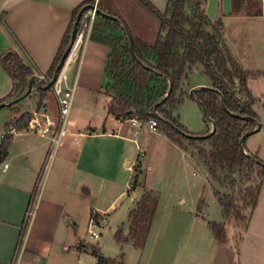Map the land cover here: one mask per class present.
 <instances>
[{
    "label": "crops",
    "instance_id": "crops-1",
    "mask_svg": "<svg viewBox=\"0 0 264 264\" xmlns=\"http://www.w3.org/2000/svg\"><path fill=\"white\" fill-rule=\"evenodd\" d=\"M87 1L0 0V56L11 50L19 52L35 76L40 81L47 80L45 75L60 50L74 11ZM149 1L161 12L169 5V0ZM235 11L230 16H217L216 20L221 19V38L235 62L241 65L240 53L226 43V38L240 37L248 26L260 32L261 27L264 29V15ZM94 37L93 33L80 55L71 57L66 69L68 85L76 83L77 104H73V117L71 120L69 117L66 134L51 161V173L44 176L50 160L49 139L29 132L28 126L12 134L8 155L0 164V264H88L89 257L97 264V258L90 252V247L96 245H86L79 235L83 222H87L89 230L96 234V228H90L92 212L101 216L99 222L105 226L116 215L118 230L128 236L130 213L137 209L145 192H154L147 182L145 185L132 182L137 169L133 156L141 151L134 128L139 125L110 114L113 100L107 93L110 83L107 68L112 49ZM253 42L247 44L245 55L256 58L255 68L241 67L261 78V52L258 50L261 44ZM184 80L185 77L178 100L187 95ZM36 85L34 83L32 92L18 103L30 99L31 104H37L40 96ZM202 86L191 89L204 88ZM12 87L11 78L0 66V100L10 94ZM40 103L36 110L27 104L16 116L5 110L16 104L0 108V144L8 128H15L23 115H31L41 123L58 116V102L52 89ZM177 108L173 115L187 128ZM159 126L156 130L148 129L157 133L158 138L168 140L183 163L195 161L191 150L173 142L165 128L159 130ZM43 179L45 183L40 187ZM37 196L35 216L27 220V212ZM205 217L200 212L194 215L192 209L181 205H167L161 214L157 211L142 249L129 238L120 242L113 255H106V245L102 246L101 254L122 259L125 264H264V182L256 207L238 237L235 230L225 226L226 241L219 243L209 222H225L202 219ZM20 254L22 259L18 262Z\"/></svg>",
    "mask_w": 264,
    "mask_h": 264
},
{
    "label": "rangeland",
    "instance_id": "rangeland-1",
    "mask_svg": "<svg viewBox=\"0 0 264 264\" xmlns=\"http://www.w3.org/2000/svg\"><path fill=\"white\" fill-rule=\"evenodd\" d=\"M114 1L117 10L125 13V17L136 35L149 34L153 37L161 31L159 20L135 0ZM197 3L200 5L199 9L196 8ZM263 5L264 0H261V9L259 0H234V7L237 11L235 13L239 14L255 15L261 13V15H264ZM206 6L207 0H193L186 4L185 13L193 25L201 26V33L203 35L199 38V43L211 51L215 44L222 48V44L225 43L222 38L220 42L217 41V32L221 31L223 25L219 23L214 25L213 22L210 21L209 23L207 21L204 16ZM186 28L194 30L190 25ZM244 30V33L240 37H238L239 35L237 37L228 36L226 43L240 53L238 58L241 61V65L238 66L241 69V66L244 69L255 68L256 58H249L252 56L246 57L245 55L247 44H251L253 41L261 44L260 47L258 46V50L261 52V74H259L261 78H257L256 75L254 77L242 70L247 75L248 87L251 90L249 91L256 101L253 108L258 116V123L260 125V130L250 136L245 142L246 153L257 156L260 160L264 161V29L261 27V31L259 32L254 26H248ZM94 32L97 36H100L103 42L110 45L112 49L108 68L110 82L115 84L119 79L117 76H120L121 73L123 75L120 79L124 78L125 82H130L128 76L132 74L135 67L128 51V42L124 33L114 24H107L100 20ZM193 33L195 36L197 35L195 32ZM162 35L164 36L165 33H162ZM148 44L154 45V39L149 41ZM243 59H246L248 62L246 60L243 61ZM135 76L138 75L136 74ZM226 81L241 100H248L249 97L238 79L230 82L229 77H227ZM212 82L203 65L196 62L192 68L189 67L185 74L184 88L187 95L184 96L183 100L180 99V104L177 105V93L175 103L164 106V109L172 111V113L178 106L177 114L182 117L183 123H187L188 129L186 128V130L190 133L201 135L210 130V134L213 130L212 123L205 120L201 106L191 96L193 90L191 88L197 85L211 88ZM147 83L149 89L155 90L156 94L154 93L153 99L161 102L167 96L169 83L167 85L165 81H156L150 79V77L147 78ZM31 100L33 99L31 98ZM23 102L16 104L12 109L7 108L5 110L12 116L19 115L21 109L23 110L27 104H30V108L32 107V109L36 110L40 104V99L37 104H31L30 99H26ZM76 104L77 97L75 96L74 106ZM138 111L139 109L136 108L134 116L132 119H129L137 120L140 123L139 127H134L138 132L136 140L141 151H136L133 156V163H136L137 169L132 182H138V185H145V182H147L148 186L150 185L155 192H145L140 202L147 196L153 199L154 195L158 198L157 211L159 214L164 211L167 205H181L188 210L192 209L194 215H197L199 212L205 214L206 217L202 219L224 221V225L235 230L238 237L246 228L259 187L264 182V175L261 174V171L257 168L251 170L246 163L234 167L233 170H230L227 164L217 163L212 157L214 147L210 141L205 143H190L186 140H180L181 144L186 146L195 155V161L183 163L174 153L173 147L168 140L158 138L157 133L149 131L148 126L145 124L147 122L142 121V114ZM72 117L73 113L70 114V120ZM123 120L126 119L124 118ZM163 129L164 126L160 124L159 130ZM56 155L57 152L52 158H49L48 168L45 169V177L48 172L51 173L52 167L50 170L49 167L53 166V164L51 165V161L54 160ZM44 179L40 187H43V183H45ZM46 188L47 182L44 191ZM219 200L223 201L227 214H225ZM93 221L95 222V220ZM94 231L97 234V238L92 236L88 223L84 221L79 230L82 241L89 246L96 245V248H99L100 251L102 250V246L106 245V255H113V250H117L120 247V242L116 239L119 231L116 226V215L112 216L111 222L107 226L103 222L96 224ZM21 259L22 254H20L18 262ZM88 264H94L92 257L88 258Z\"/></svg>",
    "mask_w": 264,
    "mask_h": 264
},
{
    "label": "trees",
    "instance_id": "trees-1",
    "mask_svg": "<svg viewBox=\"0 0 264 264\" xmlns=\"http://www.w3.org/2000/svg\"><path fill=\"white\" fill-rule=\"evenodd\" d=\"M135 1L159 20L161 31L156 36L152 37L149 34L136 35L132 31L125 13L119 12L115 7L114 0H99L98 4V10L101 12L99 20L107 24H114L124 33L128 42V51L135 67L132 74L128 76L130 82H125L124 78L120 79L123 75L121 73L120 76H117L119 79L115 84L111 82L108 84L107 93L111 95L113 100L109 108L110 114L117 119L125 118L129 120L132 119L137 108L139 109L138 112L142 114V121L157 120L158 126L160 124L163 125L168 137L176 144L183 147L180 140H186L190 143H205L210 141L214 147L212 157L217 163L227 164L230 170L246 163L251 170L257 168L264 175V161L260 160L257 156L244 154L240 144L242 138L257 128L256 121H258V116L253 108L256 101L248 89L247 75L235 62L225 44H222V48L215 44L211 51L200 45L199 38L203 35L201 33V26L193 25L185 13L186 4L193 0H169V5L165 12H161L149 0ZM94 2L95 0L84 2L74 11L73 20L64 36L60 50L51 69L45 75L47 82L41 81L42 87L36 85L41 102L47 93L51 91V88H45L49 85L50 81L60 74L58 66L72 42V34L79 14L84 12L90 5H93ZM196 5V8L199 9V3ZM204 16L210 23L211 20L207 17L206 10ZM112 17L117 18L119 22L114 21ZM1 22H3V17L1 18ZM217 23L222 25L220 21L213 22L214 25ZM188 25L192 26L194 30H188L186 28ZM193 32L197 35L195 36ZM162 33H165V35L163 36ZM217 34V41L220 42V31ZM94 36L97 41L105 43L95 32ZM130 37L131 42L129 40ZM152 39H154V45L151 46L148 43ZM132 49L136 57H134ZM196 62L203 65L206 73L213 81L212 88L198 89L195 91L194 97H192L199 105L201 102L205 106V120L209 118L215 122L216 132L212 135H209L210 130L201 135L188 132L174 117L172 111L164 109V106L175 103L174 101L180 90L181 81L185 77L186 68ZM0 66L9 75L13 84L10 94L3 100H0V106L4 105L6 107L9 103L21 98L26 93L28 82L31 77L35 76V72L25 63L20 53L14 50L0 56ZM136 74L138 76H135ZM148 77L156 81H165L167 85L169 81L172 83L170 95L160 106H157L160 101L153 99L156 93L154 89H149L147 83ZM227 77H229L230 82H234V79L239 80L249 97L248 100L243 101L236 95L235 91L226 81ZM221 95L224 98L223 103ZM179 104L180 100H177V105ZM154 108L160 117L152 113V109ZM31 119V115H23L16 123V131L26 128ZM184 133L192 137L188 138ZM11 139L12 134H5L3 137L0 144V164L5 161L8 155ZM245 142L243 146L246 150ZM258 193L253 203L252 211L256 207ZM219 201L224 208L225 214H227L223 201ZM158 204L156 196L153 195V199L148 196L144 197L138 203V209L130 213L131 226L128 234L129 237L124 235L123 230H119L116 237L117 241L123 242L131 238L134 240L135 246L142 249L151 230ZM92 219L99 222L101 216L92 212ZM209 225L219 243H225L227 238L225 225L217 222H209ZM90 252L97 258V264H125L122 259L105 257L96 246H92Z\"/></svg>",
    "mask_w": 264,
    "mask_h": 264
},
{
    "label": "built area",
    "instance_id": "built-area-1",
    "mask_svg": "<svg viewBox=\"0 0 264 264\" xmlns=\"http://www.w3.org/2000/svg\"><path fill=\"white\" fill-rule=\"evenodd\" d=\"M99 0H95L93 5H90L84 12H82L80 21L78 23L73 44L71 47L70 54L65 62L63 69L60 74L56 77V80L51 87L57 102H58V116L56 118H47L45 123H41L36 118H32L29 125V132H36L43 137H46L50 141V152L49 158L55 155L57 149L60 145L62 138L66 134L67 123L73 108L76 83L68 85V79L66 76V69L69 66L71 57L75 54H81L87 42L91 39L96 25L99 21V10H98ZM42 79H44L42 77ZM47 82V80H44ZM51 82V81H50ZM134 125H140L137 120H133ZM151 130H156L158 127V122L155 119L149 120L145 123ZM14 127H9L6 134L16 133ZM7 167V166H6ZM38 200L37 198L33 200L28 212L27 220H31L35 216L37 209ZM90 228H96V222L91 221ZM94 238H97V234L92 233Z\"/></svg>",
    "mask_w": 264,
    "mask_h": 264
},
{
    "label": "water",
    "instance_id": "water-1",
    "mask_svg": "<svg viewBox=\"0 0 264 264\" xmlns=\"http://www.w3.org/2000/svg\"><path fill=\"white\" fill-rule=\"evenodd\" d=\"M221 2H222V12H223V15H225V16H229V15L232 13V0H221ZM219 4H220V1H219V0H208L207 7H206V15H207V17H208L212 22H215V21H216L217 14H218V12H219ZM263 6H264V5H263ZM263 9H264V8H263ZM263 13H264V12H263ZM99 14H101L100 11H99ZM81 15H82V12L79 14V16H78V18H77V21H76V23H75L74 30H73V34H72V42H71L70 46L68 47V49H67V51H66V53H65V55H64V57H63V59H62V61L60 62L59 66H58V71H60V72H61V70L63 69V67H64V65H65V62H66V60H67V58H68V56H69V54H70L71 47H72V44H73V40H74V37H75V32H76V29H77L78 23H79V21H80ZM102 15L106 16L105 14H102ZM112 19H113L114 21H116V22H119V20H118L117 18H115V17H112ZM129 40H130V42H131V37L129 38ZM132 52H133L134 57H136V55H135L133 49H132ZM56 77H57V76H56ZM56 77H55V78L49 83V85H48L45 89H50V88L53 86V84H54V82H55V80H56ZM34 83H36L39 87H42V85H41V81H40V79H39L37 76H33V77H31L30 80H29V82H28V89H27L26 93H25L21 98L15 100V101H12L11 103H9L7 106L14 105V104L18 103L19 101H21L23 98L27 97V96L32 92V88H33V84H34ZM171 91H172V83H171V81H169V90H168V94H167V96H166L161 102H159V103L157 104V106L162 105V104L166 101V99H167L168 96L170 95ZM195 91H196V90H192V92H191V96H192V97H194V93H195ZM221 101H222V103L224 102V98H223L222 95H221ZM200 106H201V108H202V110H203V113L206 115V109H205V106L203 105V103L200 102ZM4 107H5L4 105H1V106H0V108H4ZM152 113H153L155 116L160 117L159 114L156 112L155 108L152 109ZM207 120L210 121V122L212 123V125H213V130H212V132L209 134V135H212V134H214V133L216 132V124H215L214 121L210 120L209 118H207ZM256 122H257V124H258V127H257L253 132H251L250 134H248V135H246L244 138H242L241 143H240V144H241V148H242V150H243V153L246 154V155H248V154L246 153V150H245V148H244V146H243L245 140H246L248 137L252 136L253 134L257 133V132L260 130V125H259L258 121H256ZM184 135H185L186 137H188V138L192 137V136L189 135V134H185V133H184Z\"/></svg>",
    "mask_w": 264,
    "mask_h": 264
},
{
    "label": "flooded vegetation",
    "instance_id": "flooded-vegetation-1",
    "mask_svg": "<svg viewBox=\"0 0 264 264\" xmlns=\"http://www.w3.org/2000/svg\"><path fill=\"white\" fill-rule=\"evenodd\" d=\"M220 1V4H219V12H218V14H217V16H219V17H224L225 15H223V12H222V2H221V0H219ZM207 3H208V0H207ZM259 4H260V9H261V0H259ZM235 7H234V0H232V13L231 14H233L234 13V11H235V9H234ZM230 14V15H231ZM229 15V16H230ZM216 21H220L221 22V19H218V20H216Z\"/></svg>",
    "mask_w": 264,
    "mask_h": 264
}]
</instances>
